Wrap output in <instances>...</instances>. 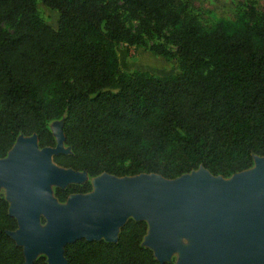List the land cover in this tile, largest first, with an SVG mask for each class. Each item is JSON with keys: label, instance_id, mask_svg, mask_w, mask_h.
Segmentation results:
<instances>
[{"label": "trees", "instance_id": "obj_1", "mask_svg": "<svg viewBox=\"0 0 264 264\" xmlns=\"http://www.w3.org/2000/svg\"><path fill=\"white\" fill-rule=\"evenodd\" d=\"M39 2L59 13L57 30ZM120 45L175 61L177 72L126 74ZM58 120L70 152L54 163L93 179L176 180L205 169L227 180L249 171L264 158V24L229 34L177 0H0V159L21 137L56 148L49 124ZM92 191L90 182L69 185L55 198L65 204ZM9 211L0 197V264H26L8 235L18 230ZM148 231L130 219L116 243L80 240L64 257L67 264H161L144 246Z\"/></svg>", "mask_w": 264, "mask_h": 264}, {"label": "water", "instance_id": "obj_2", "mask_svg": "<svg viewBox=\"0 0 264 264\" xmlns=\"http://www.w3.org/2000/svg\"><path fill=\"white\" fill-rule=\"evenodd\" d=\"M63 143L64 136L58 147L42 149L36 136L23 138L0 159V187L7 188L9 214L18 223L8 235L23 249L26 264L35 262L40 244L48 264H67V245L116 243L130 219L148 224L144 246L161 264L170 262L180 237L194 241L182 252V264H264V158L255 159L256 171L228 182L205 169L176 180L104 174L96 178L94 194L71 196L62 207L49 185L82 184L79 173L54 163L67 153ZM41 217L48 222L44 237Z\"/></svg>", "mask_w": 264, "mask_h": 264}, {"label": "rangeland", "instance_id": "obj_3", "mask_svg": "<svg viewBox=\"0 0 264 264\" xmlns=\"http://www.w3.org/2000/svg\"><path fill=\"white\" fill-rule=\"evenodd\" d=\"M178 4L184 6L187 13L196 16L199 21L209 27L213 28L217 24L222 23L229 34H234L243 31L247 26H255L257 24H264V0H177ZM38 10L46 23L58 29V22L60 15L56 11L46 8L40 2L38 3ZM131 24V22H129ZM5 29L10 31V28L5 26ZM117 53L120 59L121 70L126 74H134L141 70H150L153 73H169L177 72V63L175 61H166L163 58L154 56L153 54L145 51L144 49H136L127 45H120L117 48ZM49 129L53 133L56 140V147L58 143L63 140V120L53 121L49 124ZM21 137L18 142L23 139ZM62 150L69 153L70 150L62 144ZM9 156V155H8ZM7 156V157H8ZM256 161L251 169H256ZM81 183L90 182L93 185L92 194L95 193L94 183L96 179L90 178L88 175L79 173ZM232 178L226 181L232 180ZM72 184L68 183L67 185ZM60 186L49 185V190L53 197H55V190ZM0 197L7 199L8 190L4 186L0 187ZM62 207H67L68 202L60 204ZM40 234L43 237L46 226L48 224L45 217H41ZM194 241L192 239L180 237L179 243L170 256V262L173 264H182V252L193 247ZM146 245V244H145ZM148 247V246H147ZM38 249V255L35 261L42 256H46L43 250ZM230 262V259L227 260Z\"/></svg>", "mask_w": 264, "mask_h": 264}, {"label": "bare ground", "instance_id": "obj_4", "mask_svg": "<svg viewBox=\"0 0 264 264\" xmlns=\"http://www.w3.org/2000/svg\"><path fill=\"white\" fill-rule=\"evenodd\" d=\"M254 170L256 171V170H257V167H256V169H254ZM98 184H99V183H97V184L95 183V184H94L95 191H97ZM45 230H46V229H45ZM45 233H46V231H45ZM45 233H44L43 237L45 236ZM40 247H41L40 250H43L41 244H40L39 248H40ZM37 254H39V253L37 252Z\"/></svg>", "mask_w": 264, "mask_h": 264}]
</instances>
